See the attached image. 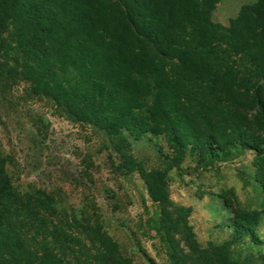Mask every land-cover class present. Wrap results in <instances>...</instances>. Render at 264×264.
Masks as SVG:
<instances>
[{
	"label": "trees",
	"instance_id": "trees-1",
	"mask_svg": "<svg viewBox=\"0 0 264 264\" xmlns=\"http://www.w3.org/2000/svg\"><path fill=\"white\" fill-rule=\"evenodd\" d=\"M217 1L0 0V76L21 73L34 91L109 134L149 130L180 144L178 126L186 119L203 145L237 139L259 149L264 0L241 2L226 23L212 17ZM234 53L247 63L235 66L228 57ZM184 89L199 104L193 112L181 99ZM227 95L237 107L224 114L219 101ZM3 160L0 264H136L97 222L60 213L43 189L16 188ZM246 215L234 213L233 224L249 229ZM172 219L163 237L171 264H236L224 243L199 246L189 228H177ZM240 264H264V252Z\"/></svg>",
	"mask_w": 264,
	"mask_h": 264
},
{
	"label": "rangeland",
	"instance_id": "rangeland-1",
	"mask_svg": "<svg viewBox=\"0 0 264 264\" xmlns=\"http://www.w3.org/2000/svg\"><path fill=\"white\" fill-rule=\"evenodd\" d=\"M245 1L251 0H218L213 19L226 23ZM228 57L237 67L247 63L239 54ZM187 91L181 99L193 112L199 104L186 98ZM150 98L145 95L144 103ZM219 102L223 113L237 107L230 95ZM178 134L180 144L149 130L109 134L34 91L21 73L0 76V158L16 188L43 189L60 213L97 222L136 264H171L163 238L171 232L165 230L169 215L177 228H189L199 246L224 243L236 264L264 252V143L259 149L237 139L203 145L186 119ZM236 178L247 186L243 203L233 188ZM237 212L247 214L249 229L233 224Z\"/></svg>",
	"mask_w": 264,
	"mask_h": 264
},
{
	"label": "clouds",
	"instance_id": "clouds-1",
	"mask_svg": "<svg viewBox=\"0 0 264 264\" xmlns=\"http://www.w3.org/2000/svg\"><path fill=\"white\" fill-rule=\"evenodd\" d=\"M233 188L237 198L243 203L247 196V186L243 179L236 178L233 182Z\"/></svg>",
	"mask_w": 264,
	"mask_h": 264
}]
</instances>
